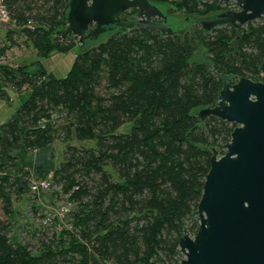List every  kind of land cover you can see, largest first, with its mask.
Masks as SVG:
<instances>
[{
    "label": "trees",
    "instance_id": "obj_1",
    "mask_svg": "<svg viewBox=\"0 0 264 264\" xmlns=\"http://www.w3.org/2000/svg\"><path fill=\"white\" fill-rule=\"evenodd\" d=\"M2 1L7 25L17 30H7L0 57L12 45L11 33L23 36L38 57L14 67L0 62V99L8 97L6 87L27 91L14 117L0 124L2 211L13 218V201L49 172L51 187L59 185L76 210L72 228L55 230L36 251L9 234V221H0V264L174 261L184 229L190 234L197 229L190 217L211 148L229 141L235 126L197 115L215 105L222 87L211 67L230 75V83L240 76L263 81L264 15L240 29L224 24L205 31L192 23L191 32L174 30L171 36L143 27L112 33L76 54L65 74L56 76L43 61L73 46L61 37L69 0ZM150 1L168 4V12L181 11L188 20L224 9L217 0ZM198 47L203 60L192 59ZM55 140L63 149L53 168L30 170L13 155Z\"/></svg>",
    "mask_w": 264,
    "mask_h": 264
},
{
    "label": "water",
    "instance_id": "obj_2",
    "mask_svg": "<svg viewBox=\"0 0 264 264\" xmlns=\"http://www.w3.org/2000/svg\"><path fill=\"white\" fill-rule=\"evenodd\" d=\"M224 9L209 17L190 20L205 31L229 24L240 29L264 15V0H217ZM135 10L136 23L123 26L120 16ZM158 19V20H157ZM188 17L184 18L186 28ZM66 28L61 37L100 34L121 27L114 34L143 27L162 36L175 33L167 15L150 0H69ZM211 71L222 81L214 106L197 111L201 121L215 116L235 126L218 155L212 147L210 166L202 192L190 221L194 233L184 229L178 249L184 255L180 264H264V80ZM264 75V62L260 65Z\"/></svg>",
    "mask_w": 264,
    "mask_h": 264
},
{
    "label": "rangeland",
    "instance_id": "obj_3",
    "mask_svg": "<svg viewBox=\"0 0 264 264\" xmlns=\"http://www.w3.org/2000/svg\"><path fill=\"white\" fill-rule=\"evenodd\" d=\"M156 4L167 15V21L168 23H171L173 29L179 33H183L186 28V25L184 24V18L186 15H184L181 11L168 12V9L171 8L168 4ZM194 18L195 17L193 15L189 16V20ZM260 19L261 17L253 21L258 22ZM187 25L192 26L193 24L192 22H188ZM4 27L6 30L13 28L9 27V25ZM127 31L128 30H125L124 32ZM111 35V31H106L100 34L96 39H91L89 36H85L83 37L81 43L78 41L76 36H67L62 38L63 40H70L73 42V46L70 51L67 53L52 51L50 53L51 55L43 61V64L48 71H52L56 76H62L71 66L76 54L92 45H96L97 43L104 41ZM11 38L12 45L5 51L4 55L0 57V62L14 67L18 64L30 63L38 58L36 55V50H34L30 43L24 41L23 36L16 33H11ZM2 42L4 43L5 41L3 40ZM201 51L204 52L202 48L198 47L194 51L192 59L203 60V56L200 55ZM36 69V66L31 67V70ZM24 97L25 93H22L21 95H15L9 105L4 104L5 109L0 108V120L11 111H15ZM122 129L126 130L127 125H125ZM71 143L74 145H79L81 143L88 145L91 142H78L76 140H72ZM215 148L218 155H222L225 151L222 146H215ZM62 149V143H60L58 140H55L54 143L49 145L44 150L37 152V160H34V163L32 161L31 163L28 161L27 166H29L31 169L41 165L53 168L57 166L59 160L61 159V155H58V153L59 151L61 152ZM20 163L25 164L24 160H21ZM67 202V195L60 191L59 185L53 183L52 187L50 186V189L46 191H41L37 194L30 193V195L26 193L23 195V197H21V199L13 201L15 215L10 220L2 211V203L0 200V221H9L12 228V232H9V234L11 235V233H14V235H16L20 241L27 245L30 251H36L39 249L41 241H48L53 237L55 230H60L62 228L67 230L72 228V213L75 212L76 205L70 203L69 206ZM63 205L68 206V211L65 213L61 211ZM32 206L36 207L32 208ZM63 213L64 215H61ZM182 258H184V255L179 252L174 261L169 263H165L163 261L162 264H180V259Z\"/></svg>",
    "mask_w": 264,
    "mask_h": 264
},
{
    "label": "crops",
    "instance_id": "obj_4",
    "mask_svg": "<svg viewBox=\"0 0 264 264\" xmlns=\"http://www.w3.org/2000/svg\"><path fill=\"white\" fill-rule=\"evenodd\" d=\"M7 25V24H6ZM6 25H0V43L4 40L5 42H7V39H6V32L7 30L9 29H5L4 26ZM12 30H17L15 27L11 28ZM14 35V34H13ZM4 42V43H5ZM0 45H3V42L0 44ZM6 90H7V93H8V97L6 99H0V108H4V104H7L9 105V103H11L12 101V98L15 96V95H21L22 93H26L27 91L26 90H21V91H14L12 90L11 88L9 87H6ZM5 109V108H4ZM16 111V110H15ZM15 111H11L10 113H8L3 119L0 120V124L12 119L15 115ZM54 143V142H53ZM52 144V143H51ZM50 144V145H51ZM49 146V145H48ZM48 146L40 149V150H37V151H29V150H26V149H18V150H15L13 152V155L16 156V159H17V162L20 163L21 160H24V163L26 165V167L28 169H31L29 166H27L28 164V161L31 163V161L34 163V160H37V152H41L42 150H44L45 148H47ZM60 153V154H59ZM58 155H61V152L59 151ZM36 154V155H35ZM32 163V164H33ZM33 170V168L31 169Z\"/></svg>",
    "mask_w": 264,
    "mask_h": 264
},
{
    "label": "built area",
    "instance_id": "obj_5",
    "mask_svg": "<svg viewBox=\"0 0 264 264\" xmlns=\"http://www.w3.org/2000/svg\"><path fill=\"white\" fill-rule=\"evenodd\" d=\"M10 23V19H9V13L7 10L6 5L3 3L2 0H0V25H6ZM50 173L48 177L43 178V179H39V180H32L29 184V194H37L41 191H46L50 188L51 186V181H50ZM32 196V195H31ZM67 204L70 206V202H67ZM61 211H63L64 213L68 211V206L63 205ZM61 214V215H64Z\"/></svg>",
    "mask_w": 264,
    "mask_h": 264
},
{
    "label": "flooded vegetation",
    "instance_id": "obj_6",
    "mask_svg": "<svg viewBox=\"0 0 264 264\" xmlns=\"http://www.w3.org/2000/svg\"><path fill=\"white\" fill-rule=\"evenodd\" d=\"M121 22L123 23V26L125 27V25H127L128 23H136L137 22V17L135 14V11L132 12L131 10H127L125 11L123 14H121L120 16ZM158 20V19H157ZM168 22V21H167ZM171 24V23H169ZM121 27L117 26L111 31L112 33H116L117 30H120Z\"/></svg>",
    "mask_w": 264,
    "mask_h": 264
}]
</instances>
